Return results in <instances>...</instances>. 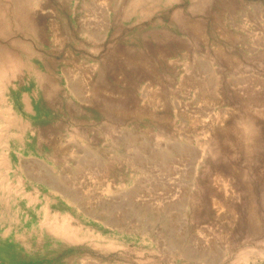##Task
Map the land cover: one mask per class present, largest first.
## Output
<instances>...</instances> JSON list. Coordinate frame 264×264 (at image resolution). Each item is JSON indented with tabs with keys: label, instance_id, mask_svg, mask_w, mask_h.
Returning <instances> with one entry per match:
<instances>
[{
	"label": "rangeland",
	"instance_id": "374dc122",
	"mask_svg": "<svg viewBox=\"0 0 264 264\" xmlns=\"http://www.w3.org/2000/svg\"><path fill=\"white\" fill-rule=\"evenodd\" d=\"M0 264H264V0H0Z\"/></svg>",
	"mask_w": 264,
	"mask_h": 264
}]
</instances>
